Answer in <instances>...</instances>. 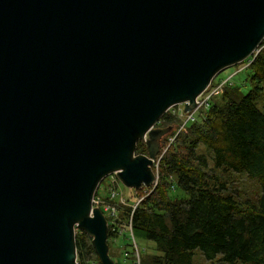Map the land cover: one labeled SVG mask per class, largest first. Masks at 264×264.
<instances>
[{"label":"water","instance_id":"95a60500","mask_svg":"<svg viewBox=\"0 0 264 264\" xmlns=\"http://www.w3.org/2000/svg\"><path fill=\"white\" fill-rule=\"evenodd\" d=\"M263 42L264 0H0V264H81L77 230L116 264L99 186L152 187L162 117Z\"/></svg>","mask_w":264,"mask_h":264},{"label":"trees","instance_id":"16d2710c","mask_svg":"<svg viewBox=\"0 0 264 264\" xmlns=\"http://www.w3.org/2000/svg\"><path fill=\"white\" fill-rule=\"evenodd\" d=\"M249 70L253 82L264 84V42ZM260 90L257 87L240 97L239 89H231L228 84L221 96L223 101L211 105L205 120L192 122L169 147L159 165L157 188L133 214L136 244L137 240L150 241L160 252L142 259L140 251L141 264H194L197 250L210 261L220 257L221 262L228 264H264V110L255 103ZM161 124L159 127H176L179 121L167 113ZM200 144L211 153L214 168L258 180L262 195L256 203H240L211 185L215 177L207 156L198 152ZM137 154H147L144 143H138ZM177 189L186 198L174 199L172 192ZM144 195V188L135 190L136 199ZM131 212V205L121 207V226L109 224V241L117 240L119 231L126 230L124 224ZM76 244L78 261L89 264L90 257L96 256L92 240L77 231ZM128 244L132 250L125 253L113 248L119 252L118 257L113 254L114 246L109 245L116 264H126L128 258L136 264V250ZM96 261L100 264L98 258Z\"/></svg>","mask_w":264,"mask_h":264},{"label":"rangeland","instance_id":"374dc122","mask_svg":"<svg viewBox=\"0 0 264 264\" xmlns=\"http://www.w3.org/2000/svg\"><path fill=\"white\" fill-rule=\"evenodd\" d=\"M242 66L243 65L241 66L236 65V66L229 67L223 70L214 79V82L219 83L222 80L225 81L231 78L229 81L230 88L239 89L240 97H244L248 95L251 91L256 90L257 87H260L262 90L257 91L259 92V97L255 103H256V106L260 110L263 111L264 110V84H258L257 82H253L251 80L252 75L249 69L248 70L245 69L241 71L240 73H238V71L240 70V68H242ZM222 101L223 99H221V97H217L213 99L211 103L213 105L215 102H222ZM181 109H182V105H177L171 108L167 113L172 114L173 112L181 111ZM194 118L196 121H203L205 120V115H203L201 111H196L194 114ZM178 121L180 122L179 119ZM161 122H162V119H161ZM161 122H160V126H163ZM176 127H173V128H176ZM166 139H167V136L164 137L162 141V144L164 147H166ZM198 152L205 154L207 156L208 161H209V167L210 169H212L211 175L215 177V180L211 181V185L219 189H223L221 190V192L223 191L222 192L223 196H232L234 199H236L240 203H245L247 201L256 203L258 201V199L262 195L261 185L258 182V180L250 179L248 178L246 174H243V173H235L232 171H227L225 169L214 168V163L212 161V155L208 151V149L202 144L199 145ZM154 172H156V169H154ZM109 179H113V178L109 177ZM170 180H173V179L170 177ZM106 183H107V179L104 180V183H102V186L100 185V188L98 190L100 195H106V191L104 188L106 186ZM118 188H119V192L120 193L122 192L121 195L123 196V198L127 200L126 206L131 205V207L133 208L134 206L137 205L139 199H136L135 197V189H128L125 186H123L122 183L118 185ZM172 197L174 199H176L177 197H179V199H182V198H186V194L183 191L177 189L175 191L173 190ZM130 236L131 235L127 230L125 231L122 230L119 232V238L116 241L115 240L113 241V239L110 241L108 240V244L109 245L112 244L114 246L112 247L114 256L116 257L119 256V252L116 249L122 250L123 253H125V251L132 250V248L127 246L129 245L128 242H130L133 246H135ZM137 244H138L137 245L138 250L136 251V256H137L136 264H141L140 253H139L140 251L142 253V259H144V257L146 258V257H151L153 255H160V252L156 250V246L153 242L137 240ZM113 248H116V249L113 250ZM138 254H139V257H138ZM96 258L98 257L91 256L89 264H99L96 261ZM123 258H124V255H123ZM124 259H127V255H126V258ZM219 259L220 257H217L216 259L212 261L207 260L205 256L199 250H197L194 252L193 263L194 264H228V263L221 262ZM117 260L119 259L117 258ZM133 261H134L133 259L128 258V261L124 263L133 264L132 263ZM236 264H240V263H236Z\"/></svg>","mask_w":264,"mask_h":264},{"label":"built area","instance_id":"2783aa9c","mask_svg":"<svg viewBox=\"0 0 264 264\" xmlns=\"http://www.w3.org/2000/svg\"><path fill=\"white\" fill-rule=\"evenodd\" d=\"M261 50H262V46L252 56H250L247 60L241 63L240 66L241 65L243 66L242 68H240L238 73H240L241 71L245 69L248 70L250 66L253 64V62L255 61V58L261 52ZM230 79L225 80V81L222 80L219 83H216L214 85L211 84L210 87L200 97L197 98L196 101L198 104V108L196 111H201L203 115H205V113L211 108V105H212L211 102L213 101V99L217 97H221L224 94L225 88L229 84ZM196 111L186 114L184 112V106L182 105L181 111H176L172 113L177 119L180 120V122L178 126L176 128H173L172 132L167 135L166 147L162 146L161 152L158 155L157 159L155 160L153 169H156V172H155L156 181L152 187L144 188L145 195L138 200V203L136 206H134L133 208L131 207L132 212L129 217V221L126 222V224H124V228L130 233L131 235L130 237H131V240L134 242V245H135L134 248L136 251L138 249H137V244H136V241L133 235V228H132L133 214L135 210L138 208L141 201L146 196L151 195L154 192V190L157 188L159 184V179H160L159 165H160V162L163 156L165 155L169 147L175 142L178 135L182 132H186L189 124L196 121L194 118V114ZM109 177L113 179H109ZM109 177L106 178L107 183H106V186L104 187L106 191V195L99 194L98 196H95L94 201H93V206L100 208L102 210L106 219L108 220V224L111 223L112 225H115L116 227L120 228L121 225L119 224V222H120V215H121V207L127 205V200L124 199L123 196L121 195L122 192L121 193L119 192L118 185L120 184L119 183L120 181L118 180V178L115 175H111ZM102 183H101V186H102ZM138 257H139V254H138Z\"/></svg>","mask_w":264,"mask_h":264}]
</instances>
